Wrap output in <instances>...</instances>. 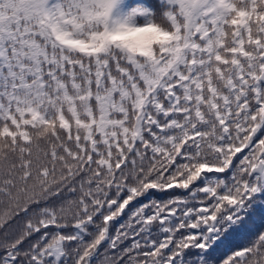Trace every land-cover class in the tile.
Here are the masks:
<instances>
[{
  "label": "snow or ice",
  "instance_id": "1",
  "mask_svg": "<svg viewBox=\"0 0 264 264\" xmlns=\"http://www.w3.org/2000/svg\"><path fill=\"white\" fill-rule=\"evenodd\" d=\"M0 264H264V0H0Z\"/></svg>",
  "mask_w": 264,
  "mask_h": 264
},
{
  "label": "trees",
  "instance_id": "2",
  "mask_svg": "<svg viewBox=\"0 0 264 264\" xmlns=\"http://www.w3.org/2000/svg\"><path fill=\"white\" fill-rule=\"evenodd\" d=\"M129 2L134 3V2H137V0H129ZM143 2L152 4L153 6L156 5V0H143Z\"/></svg>",
  "mask_w": 264,
  "mask_h": 264
}]
</instances>
